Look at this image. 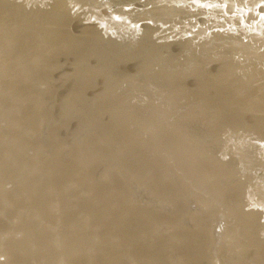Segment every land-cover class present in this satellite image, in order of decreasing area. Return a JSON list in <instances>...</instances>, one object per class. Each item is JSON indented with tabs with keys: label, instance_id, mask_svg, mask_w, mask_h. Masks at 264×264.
<instances>
[{
	"label": "bare ground",
	"instance_id": "bare-ground-1",
	"mask_svg": "<svg viewBox=\"0 0 264 264\" xmlns=\"http://www.w3.org/2000/svg\"><path fill=\"white\" fill-rule=\"evenodd\" d=\"M115 4L0 0V264H264V0Z\"/></svg>",
	"mask_w": 264,
	"mask_h": 264
},
{
	"label": "water",
	"instance_id": "water-1",
	"mask_svg": "<svg viewBox=\"0 0 264 264\" xmlns=\"http://www.w3.org/2000/svg\"><path fill=\"white\" fill-rule=\"evenodd\" d=\"M110 1H113V3H111ZM253 1V0H252ZM255 1H257V0H255ZM96 2H98V3H100L101 5H102V3L103 2H105V5L106 6H108V7H106V6H104V8H105V10H108L109 12H115L116 10H117V6H116V4H115V0H96ZM236 40H235V38L232 36V34H229V33H227V36L225 37V40H224V42L223 43H221L224 47H226L227 49H234V47L235 48H239L238 46H236V44L234 45V42H235ZM237 42V41H236ZM239 42V41H238ZM237 42V43H238ZM141 43V42H140ZM233 46V47H232ZM120 47V46H119ZM152 51H153V49H151V50H149L148 51V53H152ZM209 51H210V53H209ZM208 51V53L212 56L213 55V53H214V51H211V50H209ZM232 55L233 56H236V58H234V59H237L238 58V54L237 53H235V54H233L232 53ZM163 67H166V68H170V67H168V66H164L163 65ZM169 70V69H168ZM136 81H134V82H132L131 83V85L132 86H134ZM134 84V85H133ZM151 89L154 91V93L153 94H156V92H157V95H155V96H153L152 95V93H144V95H146L148 98H149V100H150V103L151 104H153V106H155V105H158V106H160V105H162L163 103L161 102V96H160V94H162L161 93V91H159L160 90V88H158L157 86H155V85H151ZM158 91H159V93H158ZM185 124V123H184ZM258 173H259V175L264 179V168H259L258 170ZM191 205H192V207H195V209H197L198 207L194 204V200L191 198ZM217 232V229H215V232L214 233H216ZM216 235V234H215ZM216 237H217V235H216ZM219 237H221V234L220 235H218V238L216 239L217 241H218V239H219ZM220 248V247H219ZM219 248L217 247V245H215V248H214V251H213V254L215 255V257H216V259H217V255H218V250H219Z\"/></svg>",
	"mask_w": 264,
	"mask_h": 264
},
{
	"label": "rangeland",
	"instance_id": "rangeland-1",
	"mask_svg": "<svg viewBox=\"0 0 264 264\" xmlns=\"http://www.w3.org/2000/svg\"><path fill=\"white\" fill-rule=\"evenodd\" d=\"M151 4L156 5L157 3H156V4H155V3H151ZM154 5H153V6H154ZM161 5H162V4H161ZM161 5H158V6H161ZM151 6H152V5L149 6V9H150V8H153V6H152V7H151ZM154 7H155V6H154ZM201 23H202V22H201ZM168 24H170V23H168ZM139 36H140V35H139ZM185 37H189V35H187V36H185ZM183 40H185V38H183ZM156 45H157V44H156ZM156 45H154V48H155ZM158 45H159V44H158ZM158 45H157V48H158ZM117 46H118V45H117ZM117 46H115L114 49L117 48ZM102 48H103V47H102ZM154 51H155V50H154ZM97 76H99V74H97ZM62 82L64 83V81L61 79V83H62ZM132 82H134V80L128 81V83H127V87L132 86V85H131ZM98 83H100V84L98 85V87H101V86H102V87H106V88H107L108 84H110V83H108V82H104V83H103V82H98ZM52 84H54V83H52ZM52 84L50 83V84L48 85V87L51 88V86H53ZM110 87H111V86H110ZM37 88H38V87H37ZM38 89H40V88H38ZM89 90H91V88H88V91H89ZM40 91H41V92H44V90H42V89H40ZM92 101H94V99H93ZM32 102L39 103L38 97H37V96L32 97ZM62 104H63V106H62ZM60 105H61L60 107H61L65 112H63L62 115L57 116V117H56V116H52V121H54V123H57V122H62V123H64L65 120H67L68 118H72V119L75 120L78 124H80V119H79V120L77 119L78 117H75L73 114L71 115V113L66 112L64 103H61ZM67 113H68V114H67ZM65 115H66V116H65ZM64 116L66 117V119L64 118ZM61 118H64L65 120L63 119L64 121H61V120H62ZM55 119H56V120H55ZM57 119H58V120H57ZM9 123H10V122H9ZM9 123H7L6 126L9 125V127H17V126H16L17 124L14 126L13 124H9ZM11 123H16V122H13V121H12ZM3 124H5V123L3 122ZM3 124H2V122H1L0 125H3ZM12 125H13V126H12ZM72 130H73V128L70 130L71 132L69 131V132H70L69 135H70L71 137L73 136V134H72ZM29 153L32 154V155H34V154H35L34 149H33L32 151L29 150ZM25 212H26V213H25ZM25 212H22V213L20 214V216H22V214L27 215V214L29 213V212L27 213V211H25ZM24 215H23V216H24ZM23 216H22V217H23ZM27 216H28V215H27ZM12 222H13V223H12ZM12 222H11V223L14 224V221H12ZM16 235H18V233H17ZM4 238H5V236L2 238V241H3V242L5 241Z\"/></svg>",
	"mask_w": 264,
	"mask_h": 264
}]
</instances>
